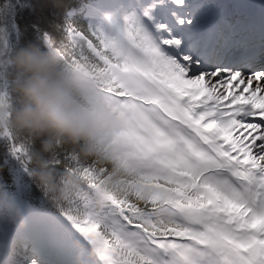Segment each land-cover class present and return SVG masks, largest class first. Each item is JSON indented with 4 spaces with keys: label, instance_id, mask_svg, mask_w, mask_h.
<instances>
[{
    "label": "snow or ice",
    "instance_id": "snow-or-ice-1",
    "mask_svg": "<svg viewBox=\"0 0 264 264\" xmlns=\"http://www.w3.org/2000/svg\"><path fill=\"white\" fill-rule=\"evenodd\" d=\"M99 23L66 26L57 51L88 70L121 131L103 141L125 171L102 209L93 194L111 179L95 158L60 146L49 158L62 197L36 184L103 264H264V2L95 0ZM258 13V21H257ZM0 27V108L17 104ZM14 159L15 200L33 195L32 141L0 128ZM0 184H4L0 177ZM34 223V217L27 210ZM0 221V238L26 229ZM61 225L35 241L41 259L22 264H83Z\"/></svg>",
    "mask_w": 264,
    "mask_h": 264
},
{
    "label": "clouds",
    "instance_id": "clouds-1",
    "mask_svg": "<svg viewBox=\"0 0 264 264\" xmlns=\"http://www.w3.org/2000/svg\"><path fill=\"white\" fill-rule=\"evenodd\" d=\"M6 64L17 73L12 91L18 102L10 115L9 110L0 108V128H10L32 142L40 141L39 151L29 156L33 166L30 178L50 195L62 197L76 184V178L67 175L61 189L46 155L64 146L72 150L73 158H95L111 168V179L92 197L95 207L102 209L125 171L103 145L121 131L122 120L105 103L99 81L85 68L68 66L57 51L21 48ZM0 221L20 229L27 223L23 206L5 184H0Z\"/></svg>",
    "mask_w": 264,
    "mask_h": 264
},
{
    "label": "trees",
    "instance_id": "trees-1",
    "mask_svg": "<svg viewBox=\"0 0 264 264\" xmlns=\"http://www.w3.org/2000/svg\"><path fill=\"white\" fill-rule=\"evenodd\" d=\"M94 0H0V27L9 30V55L21 48H35L41 52H50L45 46L47 37L53 46L62 50L67 46L66 26L87 27L88 18L83 17L81 10L85 4ZM74 11L76 14L71 15ZM12 77L17 73L10 69ZM16 96V94H14ZM17 97V96H16ZM40 141L32 142V150L39 151ZM45 158H49L46 155ZM20 168L12 156L8 143L0 139V177L6 186L16 188L12 172ZM31 178L25 176V180ZM32 180V179H31ZM32 191L43 195L41 190L32 183ZM29 197V196H28ZM36 196L33 197L35 201ZM55 209V208H54Z\"/></svg>",
    "mask_w": 264,
    "mask_h": 264
},
{
    "label": "bare ground",
    "instance_id": "bare-ground-1",
    "mask_svg": "<svg viewBox=\"0 0 264 264\" xmlns=\"http://www.w3.org/2000/svg\"><path fill=\"white\" fill-rule=\"evenodd\" d=\"M204 2H207V0H205ZM213 2H219V0H213ZM248 3L254 5L252 2ZM257 21H258V13H257ZM29 212H31L29 210ZM32 212H36V211H32ZM28 213V212H25ZM35 215H33L32 217H34V223H32L31 221V217H29L27 220L29 222V227L27 228V230H29V238L32 240L33 244H35V241L38 240L40 237H42V233L46 230H48V218L46 220H42V218L36 213H34ZM44 215H48V214H44ZM59 218V217H58ZM61 219V218H60ZM37 222V223H35ZM37 224V225H36ZM40 229V234H38L37 229ZM75 238V239H73ZM77 238V239H76ZM69 241L72 242H78V245L75 247L74 249V253L75 254H82V262L83 264H103V261L99 258V255L97 254V252L95 251V248L92 244L88 243L83 237H81L80 235H72V238L69 239L67 238ZM16 247V245H15ZM17 248H19L17 246Z\"/></svg>",
    "mask_w": 264,
    "mask_h": 264
},
{
    "label": "rangeland",
    "instance_id": "rangeland-1",
    "mask_svg": "<svg viewBox=\"0 0 264 264\" xmlns=\"http://www.w3.org/2000/svg\"><path fill=\"white\" fill-rule=\"evenodd\" d=\"M205 0H199V2H204ZM251 2H253L254 0H250ZM248 2V1H247ZM89 13L95 18V20H97V22H95V23H99L100 22V20H101V17L98 15V14H96V13H94L93 12V10H92V8L90 9V11H89ZM54 219H49V221H53ZM35 223H37V222H35ZM53 223H56V222H53ZM37 225V224H36ZM66 224H62L61 223V226L64 228V226H65ZM47 231V230H46ZM46 231H44L43 233H42V235H44L45 234V232ZM37 232H38V234H40L39 232H40V229L38 228L37 229ZM78 236V235H77ZM72 237V236H71ZM0 239H3V238H0ZM17 247V246H16ZM20 247H22V249H25L24 247H23V245L22 246H20Z\"/></svg>",
    "mask_w": 264,
    "mask_h": 264
}]
</instances>
